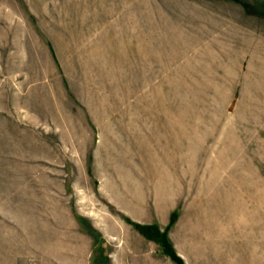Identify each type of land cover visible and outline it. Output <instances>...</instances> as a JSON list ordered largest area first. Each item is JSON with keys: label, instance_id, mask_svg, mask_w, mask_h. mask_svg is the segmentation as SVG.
I'll return each mask as SVG.
<instances>
[{"label": "rangeland", "instance_id": "1", "mask_svg": "<svg viewBox=\"0 0 264 264\" xmlns=\"http://www.w3.org/2000/svg\"><path fill=\"white\" fill-rule=\"evenodd\" d=\"M225 2L0 0V264L79 233L94 264H176L135 223L184 264H264V32H195L247 23Z\"/></svg>", "mask_w": 264, "mask_h": 264}, {"label": "crops", "instance_id": "2", "mask_svg": "<svg viewBox=\"0 0 264 264\" xmlns=\"http://www.w3.org/2000/svg\"><path fill=\"white\" fill-rule=\"evenodd\" d=\"M218 1H226L225 3L229 4L231 3L233 8L240 10L239 14L243 16V20H246L247 23H243L242 25L240 24V28H235L234 26L237 19H235L233 16H230L226 12H217V14H215L214 11H212L210 13H201V15H199L202 21L206 22V24L202 27H196L195 32H264V29L250 27L249 22L251 16L248 14L247 9L243 7L240 3L235 2L233 0ZM251 3L248 2V4ZM215 18L223 22V24L221 25V27L223 28L219 27V29H214V26L212 25ZM228 22H231V28H228ZM258 22L260 21L258 20ZM89 239L90 237L88 235L79 233V237L77 236L76 238V245L74 246L73 254L68 253L67 258L63 262V264H94L92 258V241H90ZM116 248L117 250L115 251V253L110 256V260L112 261L111 264H123L122 258H127L128 254L133 253V250L130 251L131 247L129 245H121L117 246ZM141 253V259L132 258L130 259V262L126 264H156V258L154 257V254L151 251L147 250Z\"/></svg>", "mask_w": 264, "mask_h": 264}, {"label": "trees", "instance_id": "3", "mask_svg": "<svg viewBox=\"0 0 264 264\" xmlns=\"http://www.w3.org/2000/svg\"><path fill=\"white\" fill-rule=\"evenodd\" d=\"M233 1L240 3L243 7H245L246 9L251 11L252 13H255V14H258V15L264 17V12H258L256 10H254V8L250 4H248L242 0H233ZM173 222H174V215L171 217L169 224H172ZM134 227L138 230V232L140 234H142L147 239H150V240L160 239V243L163 247V252L167 256H169L172 259V261H174L176 264H184L181 257H179L174 252L172 247L170 246V244L167 240L165 231L161 232L159 230V228L156 227L155 225H144V224L135 223Z\"/></svg>", "mask_w": 264, "mask_h": 264}]
</instances>
